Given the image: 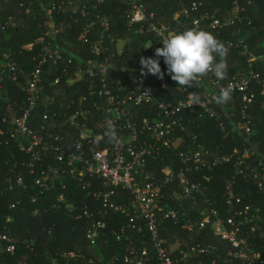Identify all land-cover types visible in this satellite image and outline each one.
Segmentation results:
<instances>
[{"label": "built area", "instance_id": "obj_1", "mask_svg": "<svg viewBox=\"0 0 264 264\" xmlns=\"http://www.w3.org/2000/svg\"><path fill=\"white\" fill-rule=\"evenodd\" d=\"M122 1L127 6V30L138 34L145 27L161 43L170 34L200 28L205 19L219 32L233 25L241 10L237 4L227 18L207 14L190 18L189 8L181 1L171 15L172 22H164L158 20L149 0ZM203 1H194V9ZM105 3L16 2L15 6L33 14L38 35L20 50L2 48L0 41V149L4 151L0 154L5 153L0 156V197L16 191L29 193L32 203L44 206L35 207L34 215L54 206L64 208L85 221L92 247L107 243L111 214L126 218L113 229L121 244L119 251L108 257L101 254L99 259L75 250L62 251L48 254L43 264H264V245L258 240V233L264 230V209L244 202L236 190L237 178H246L252 171L256 185L264 191V157L256 167L251 162L255 155L251 148L235 146L225 152L220 146L215 151L199 143L193 128L201 123L192 119V115L210 119L225 135L231 132L250 140L255 125L250 107L257 97L254 81L264 94V80L254 62L264 55H255L244 39L238 44L229 41L240 47L249 69L227 80L203 78L202 92L192 86L184 89L171 79L163 57L155 56L164 73L162 79L142 75L140 59L150 57L146 47L134 61L120 62L118 55L125 47L119 53L110 48L117 39L116 20L101 12L100 5ZM19 19L17 14L9 15L0 26L17 28ZM76 31L84 46L71 41V35L77 38ZM24 51L31 56L22 62ZM116 70L123 76L115 75ZM169 83L182 94L168 97L153 90ZM228 84L234 89L231 102L217 105L213 97ZM191 92L202 97V107L193 104L187 108ZM237 94L241 101L235 98ZM145 105L154 113L137 110ZM109 119L116 126L118 145L99 139ZM233 159L234 174L224 183L220 204L197 174ZM156 160L163 167H154ZM56 189L53 202L46 206L48 193ZM24 200L16 197L9 209H16ZM4 214L0 264H30L28 259L10 262L1 258L16 255L19 244L9 228L14 216ZM167 220L172 221L173 229L164 224ZM207 230L221 243L205 240ZM23 242L34 248L32 238Z\"/></svg>", "mask_w": 264, "mask_h": 264}, {"label": "trees", "instance_id": "obj_2", "mask_svg": "<svg viewBox=\"0 0 264 264\" xmlns=\"http://www.w3.org/2000/svg\"><path fill=\"white\" fill-rule=\"evenodd\" d=\"M6 2L0 0V21L8 19L9 15L17 14L20 18L18 20L17 28L2 27L0 26V41L2 48L9 50H20L23 44L35 39L38 35L37 21L34 19L31 12H27L22 8L15 6L16 2ZM150 7L157 12L158 20L164 22H172L171 15L173 11L183 1L190 10V18L193 16H201L202 14L216 15L221 18H227L230 12L240 5L241 10L239 12V18L233 25L222 28L219 32L213 30L208 19H205L200 25L199 29L212 32L217 38L230 45L229 41H234L238 44L240 39L248 44L250 51L255 55H264V0H204L202 5H198L194 9L193 2L199 0H149ZM13 3V5H12ZM101 12L109 13L115 16L114 30L117 32V39L115 43L110 47L117 53L121 52V48L125 47L123 53L118 55V58L127 61H134L139 57V50L146 47L147 53L150 57L155 58V49L163 47L159 38L147 28H143L138 34H133L125 27V11L127 6L122 0H106V3L100 5ZM75 38L71 35V41L76 45H82V42L78 40V32L76 31ZM151 43L148 44V42ZM148 44V45H147ZM150 46V47H149ZM239 46L230 45L229 53L227 56V79L236 77L240 72L249 69L246 56L240 54ZM31 56L30 51H24L22 62ZM256 64L255 70L260 75V78L264 80V58H257L254 62ZM163 64V63H162ZM165 64V62H164ZM134 72V71H133ZM123 76V73L116 70L115 75ZM131 76V72H128ZM127 77V75H125ZM210 77L215 78L209 74L204 79ZM170 79V78H168ZM257 97L253 106L250 107V112L253 115L255 125L253 126V134L250 140H247L246 136H238L235 133L229 132L225 135V132L210 119H197L192 115V119L197 123H201L200 127L193 128L196 134V140L199 143L204 144L207 147L217 150L218 146L225 152H231L235 146H239L241 150L248 147L255 151L254 157L251 159L253 166H258V162L264 157V94L260 84L254 81ZM193 89L202 92L205 90L203 82L200 81V86ZM153 90L157 94L167 95L173 97L174 93L178 95L182 94L173 84H168L165 88L159 84L153 87ZM235 98L241 101L242 98L237 94ZM141 114L146 111L145 114L154 113L153 110H147L146 105L137 108ZM237 114H240V107L236 109ZM228 121V119H226ZM4 152L0 149V153ZM5 153L0 154L3 155ZM234 162H222L216 165L213 169H202L198 171L197 176L208 185V189L215 196V200L223 199L224 183L227 178L234 174ZM154 167L160 169L163 167V162L159 160L154 161ZM208 176V180L203 176ZM252 171L248 172V176L238 177L236 190L244 197V202L251 203L254 206H262L264 209V191L259 190L256 185ZM34 190V189H33ZM56 190H51L46 199L48 202L46 206H49L52 198L55 196ZM82 194H84L82 192ZM80 193V196L82 195ZM18 196L25 198L23 204L16 209H9V203L16 199ZM29 193H19L16 191L13 195L10 193L6 196L0 197V231L4 230L5 221L1 217L2 213L5 215L12 214L14 221L10 223L9 228L11 234L18 238V253L16 255L1 256L4 260L15 261L17 259H28L30 264H43L48 254L56 255L57 252L62 251H79L83 252L86 257H98L102 254L108 257L110 254L115 253L121 249V244L117 242L113 229L117 228L122 223L126 222V218L117 214H111L108 220L109 227L107 232V243L102 242L92 247L91 242L87 236L86 224L84 220L76 219L64 208L48 209L47 212L42 211L39 215L33 214L35 207L41 206L39 203H32ZM202 202L199 199V203ZM44 206H41L43 208ZM196 212V210L194 211ZM196 215V213H194ZM197 216V215H196ZM164 224L169 229H173L172 221H166ZM52 228V234L48 233V229ZM205 240L220 244L221 239L214 235L211 231H206ZM259 243L264 245V230L258 233ZM24 238H32L35 240L34 248L30 249L23 242ZM210 258H207L209 262ZM44 264H51L50 262Z\"/></svg>", "mask_w": 264, "mask_h": 264}, {"label": "clouds", "instance_id": "obj_3", "mask_svg": "<svg viewBox=\"0 0 264 264\" xmlns=\"http://www.w3.org/2000/svg\"><path fill=\"white\" fill-rule=\"evenodd\" d=\"M161 41L163 47L155 49V56L163 57L168 74L178 87L187 89L189 86H194L199 88L200 81L209 74L217 80L227 78V56L230 45L217 38L212 32L193 27L170 34ZM140 63L142 75L152 74L163 78L164 73L161 71L158 59L141 57ZM233 91L231 84L220 88L219 93L213 97L214 102L217 105L231 102ZM191 93L187 108L193 104H200L202 107V97L198 92ZM103 138L113 145L120 143L116 126L110 119L106 120L105 131L99 139Z\"/></svg>", "mask_w": 264, "mask_h": 264}]
</instances>
